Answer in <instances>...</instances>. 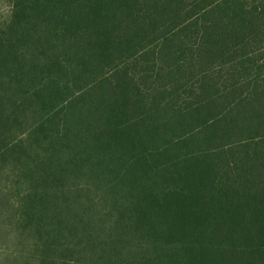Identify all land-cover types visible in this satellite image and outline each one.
<instances>
[{"label": "trees", "instance_id": "16d2710c", "mask_svg": "<svg viewBox=\"0 0 264 264\" xmlns=\"http://www.w3.org/2000/svg\"><path fill=\"white\" fill-rule=\"evenodd\" d=\"M0 264H264V0H5Z\"/></svg>", "mask_w": 264, "mask_h": 264}, {"label": "rangeland", "instance_id": "374dc122", "mask_svg": "<svg viewBox=\"0 0 264 264\" xmlns=\"http://www.w3.org/2000/svg\"><path fill=\"white\" fill-rule=\"evenodd\" d=\"M9 11V5L7 1L5 0H0V15L6 14Z\"/></svg>", "mask_w": 264, "mask_h": 264}]
</instances>
